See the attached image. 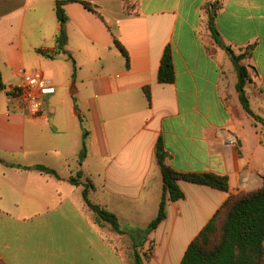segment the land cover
I'll return each mask as SVG.
<instances>
[{
    "label": "crops",
    "instance_id": "crops-1",
    "mask_svg": "<svg viewBox=\"0 0 264 264\" xmlns=\"http://www.w3.org/2000/svg\"><path fill=\"white\" fill-rule=\"evenodd\" d=\"M133 1L65 3L66 53L54 54L55 0H0V264H124L128 238L98 226L68 178L90 180L93 203L143 229L163 190L159 138L170 168L227 175L229 190L178 181L184 198L167 200L166 218L139 244L143 264H179L230 194L264 182V125L243 109L225 50L242 56L249 107L264 121V0ZM167 44L175 78L161 83ZM32 73L55 88L37 116L8 96ZM35 164L58 177L16 167Z\"/></svg>",
    "mask_w": 264,
    "mask_h": 264
},
{
    "label": "trees",
    "instance_id": "trees-1",
    "mask_svg": "<svg viewBox=\"0 0 264 264\" xmlns=\"http://www.w3.org/2000/svg\"><path fill=\"white\" fill-rule=\"evenodd\" d=\"M70 0H55V13L61 23V29L56 35L54 54L64 52L66 43V33L63 25L66 15L62 6ZM131 1V0H130ZM133 1V0H132ZM134 3V1H133ZM85 8L101 15L88 3H84ZM125 9H128V0H125ZM214 12L209 13L208 27L218 45L221 41L218 32L213 26ZM114 45L128 64L126 51L119 43L114 31L110 29ZM226 52L232 62L237 75L236 90L239 94V101L249 115L264 125L263 119L256 116L249 107L248 97L244 86L249 79L248 71L241 64V55H235L232 50L225 47ZM52 57L53 55H47ZM71 57V56H70ZM175 71L173 67L171 47L167 44L164 48L159 69L158 81L161 83L173 82ZM5 89L0 72V92ZM147 101L150 103L149 88L143 89ZM86 136V134L84 135ZM85 144L80 157L85 156ZM157 163L163 177V190L155 217L145 228L127 229L123 228L116 215L107 211L102 206L93 203L89 198V192L93 189L90 180L79 181L76 176H71L68 181L73 185H82V197L88 210L91 211L94 222L109 231L124 235L127 240L126 247L122 248L124 254V264H143L146 253H140L139 244L144 243L147 234L157 228V226L167 216V200H178L184 198L183 191L178 186V181H186L200 185H207L218 190H229V177L213 172H179L170 168L165 163L167 152L162 139H158L155 147ZM20 169L35 170L41 174L58 177L57 172L42 164L32 166H16ZM126 242V241H125ZM179 264H264V182L258 188L249 191H239L230 194L221 206L215 211L208 222L198 231V233L188 243Z\"/></svg>",
    "mask_w": 264,
    "mask_h": 264
},
{
    "label": "built area",
    "instance_id": "built-area-1",
    "mask_svg": "<svg viewBox=\"0 0 264 264\" xmlns=\"http://www.w3.org/2000/svg\"><path fill=\"white\" fill-rule=\"evenodd\" d=\"M55 91L54 86L39 74L32 73L9 89V99L15 106H19L28 114L37 116L42 113L46 95Z\"/></svg>",
    "mask_w": 264,
    "mask_h": 264
},
{
    "label": "rangeland",
    "instance_id": "rangeland-1",
    "mask_svg": "<svg viewBox=\"0 0 264 264\" xmlns=\"http://www.w3.org/2000/svg\"><path fill=\"white\" fill-rule=\"evenodd\" d=\"M191 229H192V228H191ZM190 231H191V230H190ZM189 233H190V232H189ZM157 242H158V243H162V246H163V245H164V243H165V241H164V240H163L162 242H159V240H157ZM150 246H151V245H150ZM160 249H162V248H160ZM160 249H159V250H160ZM162 250H163V249H162ZM162 250H160V252H161Z\"/></svg>",
    "mask_w": 264,
    "mask_h": 264
}]
</instances>
